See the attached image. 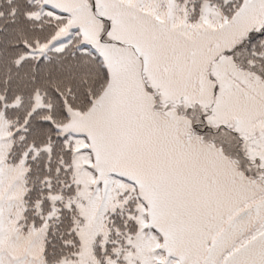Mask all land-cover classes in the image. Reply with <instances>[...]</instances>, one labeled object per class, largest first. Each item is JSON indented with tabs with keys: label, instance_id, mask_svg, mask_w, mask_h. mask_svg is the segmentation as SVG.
<instances>
[{
	"label": "snow or ice",
	"instance_id": "1",
	"mask_svg": "<svg viewBox=\"0 0 264 264\" xmlns=\"http://www.w3.org/2000/svg\"><path fill=\"white\" fill-rule=\"evenodd\" d=\"M0 264H264V0H0Z\"/></svg>",
	"mask_w": 264,
	"mask_h": 264
}]
</instances>
